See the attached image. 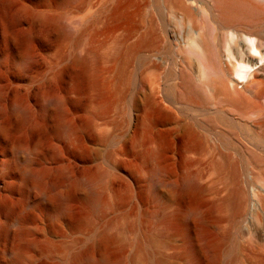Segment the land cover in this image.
I'll use <instances>...</instances> for the list:
<instances>
[{
  "label": "rangeland",
  "instance_id": "1",
  "mask_svg": "<svg viewBox=\"0 0 264 264\" xmlns=\"http://www.w3.org/2000/svg\"><path fill=\"white\" fill-rule=\"evenodd\" d=\"M189 208L204 227L164 229ZM210 241L264 264V0H0V264H212Z\"/></svg>",
  "mask_w": 264,
  "mask_h": 264
},
{
  "label": "bare ground",
  "instance_id": "2",
  "mask_svg": "<svg viewBox=\"0 0 264 264\" xmlns=\"http://www.w3.org/2000/svg\"><path fill=\"white\" fill-rule=\"evenodd\" d=\"M219 1H223L224 2V0H219ZM179 3H180V1H179ZM249 43L252 46V52L256 53V51L253 48V44L251 43V40H249ZM200 45H201L202 50H203V55H202V57L200 59V63H199L200 66H201L202 72H217V71H219L218 58H217V56L215 55V53L213 51H212V53H210L209 41L206 38H203L201 40V44ZM191 54H192V52H191ZM240 61H239L238 65L235 64V66H233L234 69L232 68V70L235 72L234 75L236 74L235 76H236L237 79L243 80L245 78V74H243V72L246 71L248 68L246 66H244L242 63H240ZM259 83H261V82H259ZM259 106H261V105H259ZM166 177L167 176H165V173L163 172L162 168L157 165V169L154 171L155 181L158 184L166 185V181H167ZM28 178H29L30 181L34 182L37 185H40V183L43 180V177L41 175L38 176V175H34V174L29 175ZM194 189L198 190V188H196V187H194ZM44 198H45L49 208H54L55 203L60 201L58 196H57L56 191L52 187L48 188V191L44 193ZM229 201H230V196L228 198L224 199L223 204L224 205L225 204H229ZM95 206L97 207L98 203H95ZM63 211L64 210L60 209L59 210V214L61 212H63ZM239 215L240 214L238 213V216ZM18 221H19L20 226L22 227L23 226V217L20 216ZM189 222H191V223L192 222H196L200 226L204 227V225H205V217L202 215V213L197 208H189V210H188V212L186 214H175L170 219L165 220L164 223H163V226H164V229H175V230H177V232L180 235H182V236H184V238H186V223H189ZM162 231L163 230L158 231V233L162 234ZM150 240L151 239L149 238L148 241H150ZM207 246H208V248H210L212 250V257H213L212 264H219V261L217 259L216 253L214 251L215 242L214 241H210V242L207 243ZM189 252L195 254V250H194L193 245H191V247L189 248ZM85 256H86V254L82 255L79 258V263L83 260V258H85ZM21 258H22L21 253L20 252H16L14 254L13 258L11 259V263L20 262ZM80 264H82V263H80ZM86 264H102V263H98V262H94V261H90L89 260V261L86 262Z\"/></svg>",
  "mask_w": 264,
  "mask_h": 264
}]
</instances>
